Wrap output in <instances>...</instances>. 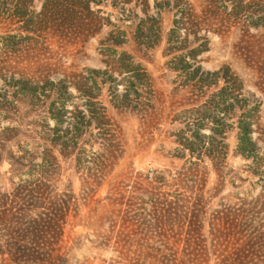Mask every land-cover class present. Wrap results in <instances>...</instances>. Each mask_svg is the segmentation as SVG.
I'll return each instance as SVG.
<instances>
[{"label": "rangeland", "instance_id": "rangeland-1", "mask_svg": "<svg viewBox=\"0 0 264 264\" xmlns=\"http://www.w3.org/2000/svg\"><path fill=\"white\" fill-rule=\"evenodd\" d=\"M83 1L92 11L70 27L57 22L35 33L0 24V264H264V0H172L173 9L155 0ZM179 9L200 14L209 30L199 64L228 69L237 88L223 79L189 84L171 70L181 51L167 40ZM150 17L161 35L155 47L134 40ZM124 66L145 76L130 95L133 113L111 103V77L133 78ZM61 79L81 89L62 97ZM224 87L253 94L255 161L234 153L231 125L242 111H222ZM53 116L62 118L56 128ZM201 123L203 133L215 124L226 130L229 153L216 166L175 141ZM57 137L74 144L72 153ZM60 202L69 209L56 217ZM164 209L169 225L157 226Z\"/></svg>", "mask_w": 264, "mask_h": 264}, {"label": "trees", "instance_id": "trees-1", "mask_svg": "<svg viewBox=\"0 0 264 264\" xmlns=\"http://www.w3.org/2000/svg\"><path fill=\"white\" fill-rule=\"evenodd\" d=\"M39 2L40 9L37 10L35 2ZM146 5L149 6V0H144ZM155 5L160 4L169 5L168 9L175 8L174 5H177L175 2L172 4V0H155ZM172 5V6H171ZM83 11H92L91 6L83 0H0V24H3L7 28H12L18 26L19 30L26 32H38L39 30L43 31L52 27L57 22L63 24L64 26L69 27L74 25L78 20V13ZM143 12L147 14L146 8L143 9ZM202 16L196 12L187 13L185 10H180L175 15L173 21V28L171 29L168 40H167V49L172 52L181 51L180 54H177L173 60L174 64L171 66V70L178 73L179 76H182L186 79L187 83L193 84H202L204 86H211L213 83H217L219 79H223L227 83H232L233 86L237 83V78L232 74H229L228 69H220L217 71H205L203 66L199 64L198 57L202 53L209 50V37L207 33L209 30L204 28ZM152 22H148L146 19H142L135 27L134 31V40L137 43H145L148 47H155L161 42L160 30L158 27V21L154 17H150ZM189 24L191 27H185L184 25ZM184 30V37L180 38V31ZM204 30L205 34H200ZM218 33V32H217ZM13 34H7L4 37L10 39L14 37ZM112 43L115 45L121 46L124 42L118 38H115ZM184 50H186L184 52ZM124 54V53H122ZM165 55H168L167 53ZM123 60L121 59V62ZM125 71H132L133 78L130 82H124L123 80H117V78L111 77V93L113 98L111 100L112 105L119 110H124L129 113L135 111L134 106L131 102L130 95L132 93L138 94V83L145 81V76L140 73L137 67L131 69V66H124ZM96 73L103 72L100 69L93 70ZM106 82V79H102ZM22 81V80H20ZM96 81V80H95ZM59 90L60 95L63 97L66 93L71 94V86L75 89L80 90L78 84L68 82L66 79H61ZM22 90L33 91L35 90L34 85H29L25 80L22 82ZM53 83V82H51ZM123 86V90H119V86ZM238 85H236V88ZM225 87L223 91H220L218 95L221 97V105H224L222 111L224 113H235L236 109L241 110V115L236 121V125H231V129H236V144L234 148V153L238 156H241L246 160L255 161L259 156L257 154L258 148V139L255 135V121L254 113L258 106H253L250 108L249 101L250 94L248 96L240 98L237 95H229L225 93ZM89 105H94V102L90 100ZM62 106H66V100H63ZM90 109V106H87ZM137 107V106H136ZM87 108V109H88ZM53 109H51V112ZM83 114V112H80ZM52 115V114H51ZM54 115V113H53ZM85 115L78 118L77 121H74L73 124L78 130L82 123L85 121ZM56 121L55 128L58 127L61 123L62 118L53 116ZM93 120L90 119L91 122ZM218 121H222L219 119ZM218 123V122H217ZM225 122H221L224 124ZM205 127V124L201 123L195 130H192L190 134L186 133L183 130L180 135L175 138V141L180 144V149L188 152L192 157L198 159L208 158L213 165H218V163L226 160L227 155L230 149V143L227 141L228 136L226 135V130L220 129L219 124H215L210 127L209 133H203L201 128ZM76 134H80L76 131ZM55 143L61 145V149L64 154L69 155L72 153L74 144H69L68 140H62L61 137H57L54 140ZM70 147V148H69ZM72 148V150H70ZM66 149H69L66 151ZM77 163L81 165L82 159L76 156ZM69 209V206H65V203H54L53 210L56 214V217H60L65 214ZM169 211L167 209L162 210L159 216L155 215V221L157 226L169 225V220L171 217L168 215ZM193 213V212H192ZM181 213L178 214L176 218L181 219H191L195 214ZM59 219V218H57ZM159 220V221H158ZM230 224V222H226ZM192 227H195L194 224H191ZM194 229H191L193 231ZM24 250L14 249L13 254L17 257H21L24 254Z\"/></svg>", "mask_w": 264, "mask_h": 264}]
</instances>
